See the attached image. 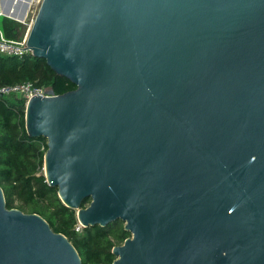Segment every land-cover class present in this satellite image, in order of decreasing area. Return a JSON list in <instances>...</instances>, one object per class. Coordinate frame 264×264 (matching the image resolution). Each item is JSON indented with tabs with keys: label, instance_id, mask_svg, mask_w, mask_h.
Wrapping results in <instances>:
<instances>
[{
	"label": "water",
	"instance_id": "water-1",
	"mask_svg": "<svg viewBox=\"0 0 264 264\" xmlns=\"http://www.w3.org/2000/svg\"><path fill=\"white\" fill-rule=\"evenodd\" d=\"M27 34L76 85L32 97L27 132L84 227L131 233L113 264H264V0H43ZM0 264L82 258L0 183Z\"/></svg>",
	"mask_w": 264,
	"mask_h": 264
},
{
	"label": "trees",
	"instance_id": "trees-1",
	"mask_svg": "<svg viewBox=\"0 0 264 264\" xmlns=\"http://www.w3.org/2000/svg\"><path fill=\"white\" fill-rule=\"evenodd\" d=\"M27 24L7 19L4 34L22 40ZM32 81L52 88L57 94L75 89L67 77L58 75L43 58L28 52L23 57L0 56V87ZM48 149L43 137H31L26 128V105L18 95H0V183L8 208L41 215L54 231L64 234L76 247L82 264H113V248L131 237L122 221L107 227L78 225L77 210L65 205L58 188L51 186L44 173ZM86 205V203H84Z\"/></svg>",
	"mask_w": 264,
	"mask_h": 264
},
{
	"label": "built area",
	"instance_id": "built-area-1",
	"mask_svg": "<svg viewBox=\"0 0 264 264\" xmlns=\"http://www.w3.org/2000/svg\"><path fill=\"white\" fill-rule=\"evenodd\" d=\"M42 1L43 0H33L32 3L33 2L41 3ZM1 5H2V2L0 0V6ZM2 14H4V12L1 6L0 16ZM34 20H35V17L33 18L31 25L33 24ZM27 37H28V34H26V36L22 40H15V39L7 38L3 30L0 27V56L9 55V56L23 57L25 54L30 52V50L28 49V45H27ZM49 90H50V87H47L44 85H38L32 81H24V82L8 84V85H4L0 87V94H2V96L18 95L24 98L25 105H27L28 101L34 96L49 95L48 93ZM82 227L84 226L78 220V225L76 226V230L81 231Z\"/></svg>",
	"mask_w": 264,
	"mask_h": 264
},
{
	"label": "rangeland",
	"instance_id": "rangeland-1",
	"mask_svg": "<svg viewBox=\"0 0 264 264\" xmlns=\"http://www.w3.org/2000/svg\"><path fill=\"white\" fill-rule=\"evenodd\" d=\"M8 2V0H6V3ZM42 3V2H41ZM41 3H38V2H33L32 3V5H31V8H30V10H29V12H28V16H27V18H26V20H25V24H27V27H28V29H27V32H28V30H29V28H30V25H31V23H32V20H33V18L34 17H36V15H37V13H38V10H39V8H40V6H41ZM20 9L18 10L19 12H20V10L22 11V8L21 7H19ZM0 9H1V6H0ZM7 19H13V18H10L9 16H7V15H5V14H2L1 16H0V27H1V29L4 31V25L6 24V22H7ZM25 36H26V34H25ZM44 173H45V169H44Z\"/></svg>",
	"mask_w": 264,
	"mask_h": 264
},
{
	"label": "crops",
	"instance_id": "crops-1",
	"mask_svg": "<svg viewBox=\"0 0 264 264\" xmlns=\"http://www.w3.org/2000/svg\"><path fill=\"white\" fill-rule=\"evenodd\" d=\"M2 6V5H1ZM20 8H18V10H19ZM19 12V11H18ZM20 12H21V10H20ZM23 23H25V21L23 22ZM27 34V33H26Z\"/></svg>",
	"mask_w": 264,
	"mask_h": 264
}]
</instances>
